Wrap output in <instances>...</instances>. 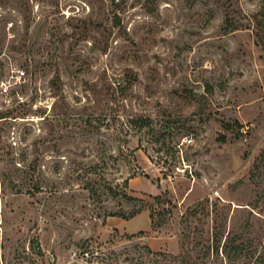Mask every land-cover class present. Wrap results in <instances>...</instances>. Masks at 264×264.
<instances>
[{"label": "rangeland", "instance_id": "obj_1", "mask_svg": "<svg viewBox=\"0 0 264 264\" xmlns=\"http://www.w3.org/2000/svg\"><path fill=\"white\" fill-rule=\"evenodd\" d=\"M263 11L0 0V264H264Z\"/></svg>", "mask_w": 264, "mask_h": 264}, {"label": "built area", "instance_id": "obj_2", "mask_svg": "<svg viewBox=\"0 0 264 264\" xmlns=\"http://www.w3.org/2000/svg\"><path fill=\"white\" fill-rule=\"evenodd\" d=\"M26 78L27 71L25 69L12 67L7 76L0 79V93L5 96L10 95L17 86L25 83ZM190 140L192 138H189Z\"/></svg>", "mask_w": 264, "mask_h": 264}, {"label": "trees", "instance_id": "obj_3", "mask_svg": "<svg viewBox=\"0 0 264 264\" xmlns=\"http://www.w3.org/2000/svg\"><path fill=\"white\" fill-rule=\"evenodd\" d=\"M263 13V15H264V11L262 12ZM116 18L118 19V17L116 16ZM117 23H119V21H117ZM141 120H142V124L143 125H146V124H148V119L147 118H141ZM126 184H128L127 182H126ZM123 194L125 195V197H127V198H132V196H130L128 193H126V192H123ZM155 200H156V202L158 203V204H160V205H164V204H166V203H171V199L169 198V197H167L166 195H157V196H155ZM143 206V205H142ZM145 208V206H143V207H139V208H136V209H134L130 214H124V213H117V212H112L111 214H119V215H121V216H123V217H125V218H129V217H131V216H134V215H136L137 213H139L141 210H143ZM150 216H151V218H152V224H153V226L154 225H156V223H155V210L153 209V208H151V212H150ZM216 242H220V239L217 237V239H216ZM227 244L226 245H228V243H231V244H234V239L232 238V237H230V239L226 242Z\"/></svg>", "mask_w": 264, "mask_h": 264}]
</instances>
